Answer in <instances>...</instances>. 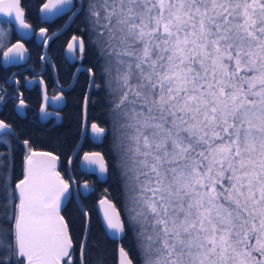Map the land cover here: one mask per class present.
<instances>
[{
    "label": "snow or ice",
    "instance_id": "1",
    "mask_svg": "<svg viewBox=\"0 0 264 264\" xmlns=\"http://www.w3.org/2000/svg\"><path fill=\"white\" fill-rule=\"evenodd\" d=\"M73 8L88 39L73 35L67 47L81 61L86 47L95 51L100 83L96 69L85 71L103 92L111 130V166L99 152L84 160L100 179L110 170L119 179L122 210L99 200L106 236L131 232L136 241L137 258L121 247L119 264H264V0H47L41 12L51 19ZM0 14V24L29 28L20 0H0ZM24 52L17 42L2 63L18 64ZM91 128L94 142L109 133ZM13 134L0 120V143ZM8 155L0 264H73L60 210L79 182L61 178L55 154L32 150L13 187Z\"/></svg>",
    "mask_w": 264,
    "mask_h": 264
},
{
    "label": "flooded vegetation",
    "instance_id": "2",
    "mask_svg": "<svg viewBox=\"0 0 264 264\" xmlns=\"http://www.w3.org/2000/svg\"><path fill=\"white\" fill-rule=\"evenodd\" d=\"M46 1L47 0H20V5H21L22 10L24 11L25 20L34 29L33 36L27 40H22V42L25 48L27 49L29 56H31L32 52L33 54L36 55V63L35 65H32L30 63V59L28 58L25 64H20L16 66L9 65L8 67L7 66L4 67L0 61V65H2L3 68H6L8 70L7 76L5 79L6 80L5 85L1 87L2 92H0V95L2 97L0 101V112L3 113L5 109L7 110V104H9L8 101L12 99V97H14L13 99L15 100L13 101V109L17 117L21 119L26 118V116L28 114H31L30 112L34 111L33 109H35L36 111L35 114L37 115L38 122L42 124L43 126H49L56 130L57 127L62 126L64 124V121H65L64 116L69 110H71L70 108L71 107L70 105L71 97L72 96L76 97L78 95L79 90L82 87L81 85L80 88L75 90L76 85L79 82V80L81 79H83V81L87 80L84 96L86 94V91L89 85L88 73L81 71L77 74L76 80L73 86H71V88L69 89H66L71 84V81L73 79L76 69L79 66H85L87 68H90V67L86 65V61H85L87 47H86L85 53L83 54L82 61L80 59V53L78 51L74 53V55L76 56V59L75 61H72V62H70L69 59H66L67 55L65 54V49L68 43L72 41L73 35L77 37H83V39L85 40L84 35L81 33L80 27H79V19L82 13H80L79 15L73 18V12L76 11V8H73L71 11H67L63 13L62 15L55 17L52 21H44L43 16L39 14V11L42 5L46 3ZM72 3L78 7L80 4V0H72ZM71 18L72 20L69 23V25L66 27V29H64V31L58 34L57 36L51 38L47 43V55L50 61L52 62L55 68V72H56V80H55L53 76L52 68L49 65V63L47 62V60L41 59V56H44V45H45L44 41H46L51 34L64 28ZM4 24H6L9 27V40L8 41H10V43L7 46L8 48L15 42L20 41V39L17 37V34L11 23H4ZM41 29H45L46 31L43 37L41 38V41L38 43L36 40V35ZM57 38L59 39L62 38L63 40L55 42ZM3 52L0 54V59H1ZM58 58H60L61 60H64L70 67H72V69L68 70V72L64 71L63 68L59 69L58 66L54 62ZM84 74H86L87 76L85 77ZM67 75H68V78L67 77L65 78V76ZM38 80L43 81V85L45 86L47 97L51 99H56L58 97L59 99L62 100L61 102L62 105H60V102H57L56 105L58 108H54L51 105L46 106L45 113H52L54 115L50 116L44 123L40 122V111L43 105V99L41 96V87H40V84L38 83L39 82ZM27 81H34V82L32 84H26ZM93 89L95 90V86L93 87ZM8 93H17V94L8 95ZM21 100H23L22 105L20 103ZM83 101H84V97L82 99V104H81V113H80L81 124H80V132H79L77 144L83 132V124H84L83 123ZM18 106L21 107V110L23 111V116H20L18 114L17 112ZM87 113H88V108H87ZM93 123L95 122H90L88 118V114H87L85 138H84V141H83V144L80 150L78 151L73 162L71 163L70 169L68 168V165H67L68 160L70 156L72 155L73 151L75 150L77 144L73 148L72 152L70 153L65 163H63V161H61L60 157L57 155L60 160L59 172L62 178L65 179L67 182L71 176L73 180H76L79 182V184L70 185L72 196L68 200L65 208L62 211V216L65 219L66 224L69 226L70 238L73 241V249H72L73 264H80L79 258H80V253H81V242L83 241V238H84L85 226H86V217L78 205V202L76 200V195L78 196L79 202L84 208V210L89 213L88 215L89 233H88V238L86 241L87 246H86V250L84 253L85 264H87L85 255H86L87 248L89 246L90 234L93 231L94 226L98 225L101 231L105 233L102 227V224L100 222V218H99V212H98L99 200L102 198H109L110 202H114V199L109 194V192H105V189H107L106 185L108 183L109 174L106 180L100 181V179L97 177L96 174L85 173L81 170L79 166L80 159L84 154L91 153V152L102 153L101 151H99L98 147L101 146L103 142L97 144L93 142L90 136V125ZM65 125H68V123L65 122ZM63 128H67V126H62L61 129ZM13 135H15V133ZM28 149H31V148H28ZM84 182H87L91 186V188L93 189L92 192L85 191L83 187H81V185L84 184ZM78 190H79V195L77 194ZM114 205L117 207L115 202H114ZM77 217H82L83 219L82 234H80V230L78 229V222L75 224V221H74V220H77ZM73 230L74 232H76L77 237L80 238L78 242L74 241V236L72 235Z\"/></svg>",
    "mask_w": 264,
    "mask_h": 264
},
{
    "label": "trees",
    "instance_id": "3",
    "mask_svg": "<svg viewBox=\"0 0 264 264\" xmlns=\"http://www.w3.org/2000/svg\"><path fill=\"white\" fill-rule=\"evenodd\" d=\"M79 27L81 33L84 35L85 41L87 42L88 36L86 31H82L84 29V21H83V13L79 19ZM62 38H57L56 41H62ZM61 58V57H60ZM58 58L55 60V64L58 66L59 69H62L64 71L71 70L72 67H70L64 60H61ZM30 63L32 65H35L36 63V55L31 53V56H29ZM61 60V61H60ZM86 65L94 68L97 70V83H100V80L98 78L99 73V65L97 63V56L95 51L92 47H87V53L85 56ZM8 70L6 68H3L2 65H0V92H2L1 87L5 85V79L7 76ZM86 77L87 75L84 74ZM68 78V75L65 76V78ZM89 80V79H88ZM87 84V80L83 81V79L79 80V82L76 85V89L81 87V89L78 92V95L72 96L70 99V105L71 110H69L65 117L64 124L62 126H67V128L61 129L62 126L57 127V129H53L49 126H43L38 122L37 115L35 114L36 111H31V114H28L26 118H19L14 113L13 109V99H10L7 104V110L3 113L0 112V119L10 124L14 130L15 135L10 136L8 139L10 143L8 145H5L3 143H0V153H6V155L0 157V159H3L5 162V166H7L9 155L11 157V160L13 162V166L11 169V181L13 187L15 186V183L22 177L23 173V164H24V158L27 153V149L31 148L32 150H40V151H49L56 155H58L65 163L67 161V158L69 157L70 153L72 152L73 148L76 146L79 132H80V124H81V104L82 99L84 97L85 92V86ZM96 89V87H95ZM10 94H17V93H8ZM1 97V95H0ZM1 101V99H0ZM9 108V109H8ZM35 108V107H33ZM88 118L90 122L97 123L100 127L108 128L109 133L107 136L104 137V141L101 146L98 147L99 151L103 153V155L106 157L109 166H111L112 156L109 149L110 145V137H111V130H110V123L107 118V105L104 101L103 92L96 89L92 91L90 98H89V105H88ZM34 115V116H33ZM65 122L68 123V125H65ZM61 129V130H60ZM28 140L29 146L26 147L23 141ZM6 170V167L4 169H0V172H3ZM107 192L112 196L114 199V202L116 203L119 210H122V197L120 195V189H119V179L117 176H115L112 171L109 172V179L108 183L106 185ZM79 219V220H78ZM75 224L78 222V229L80 230V234H82L83 230V219L82 217H77V220H74ZM80 225V227H79ZM77 229V230H78ZM76 230V229H75ZM73 232L74 241L78 242L80 238L77 237L76 232ZM101 240H103L105 243L104 251H101ZM100 245V247H97L100 249L99 254L104 255V262H99V264H109L111 261V264H116V257H117V244L110 240L104 232L101 231L98 225L94 226L93 231L90 234V240H89V246L86 251V262L87 264H97L95 263V258L97 256L95 255L94 250L96 251V244ZM122 246L128 252L131 254V258L136 259L137 253H136V241L132 237L131 232H129L126 236H124L122 240ZM94 253V255H93Z\"/></svg>",
    "mask_w": 264,
    "mask_h": 264
},
{
    "label": "water",
    "instance_id": "4",
    "mask_svg": "<svg viewBox=\"0 0 264 264\" xmlns=\"http://www.w3.org/2000/svg\"><path fill=\"white\" fill-rule=\"evenodd\" d=\"M47 2V1H46ZM42 8V7H41ZM41 8H40V11H39V14L41 15V16H43V14H42V12H41ZM65 13V12H64ZM63 14V13H62ZM62 14H60V15H62ZM0 15H2V14H0ZM60 15H58V16H60ZM58 16H55V17H58ZM55 17H52L51 19H44L43 18V20L44 21H52ZM4 19H8L7 17H4ZM12 19L14 20V14H13V17H12ZM24 19H25V17H24ZM71 20H72V18L69 20V22L67 23V25L64 27V28H62L61 30H59V31H57V32H55V33H53V34H51L49 37H48V39L46 40L47 41V43H48V41L51 39V38H53V37H55V36H57L58 34H60L61 32H63L64 31V29H66V27L69 25V23L71 22ZM25 22H26V20H25ZM27 23V22H26ZM12 24V26L14 27V30H15V32H16V34H17V37L20 39V41H17V42H20V43H23L22 42V40H27V39H29V38H31L32 36H33V33H34V29L32 28V26L30 25V24H28L29 25V28L28 29H25V28H23L20 24H19V22L18 21H15V22H13V23H11ZM25 33H29L27 36H25L24 34ZM45 33V32H44ZM44 33L43 34H41V31H39L38 33H37V35H36V40H37V42L39 43L40 41H41V38L43 37V35H44ZM17 42H15L14 44H12L10 47H13L15 44H17ZM71 42V41H70ZM47 43H45V45H44V56L45 57H47V62L49 63V65L51 66V68H52V71H53V76H54V78H55V80H56V72H55V68H54V66H53V64H52V62L50 61V59H49V57H48V55H47ZM25 47V46H24ZM9 48V47H8ZM7 48V49H8ZM7 49L5 50V51H7ZM4 51V52H5ZM4 52H3V54H4ZM2 54V56H1V59H0V61H1V64L4 66V67H8L9 65L10 66H16V65H20V64H25L26 62H27V60H28V58H29V53H28V51H27V49L25 48V52H24V56H25V59L24 60H22L20 63H18V64H3L2 63V61H3V59H4V55ZM65 54L67 55V57H71V56H73L74 55V53H73V51H70L69 49H68V47H66V49H65ZM70 62H72L71 60H70ZM78 68H80L81 70L79 71V72H81V71H84V72H87V71H85V69H88L87 67H85V66H79ZM77 68V69H78ZM77 69H76V71H75V74H74V76H73V79H72V81H71V84L66 88V89H69V88H71V86H73V84L75 83V80H76V76H77V74L79 73V72H77ZM88 73V75H89V81L92 79V74L91 73H89V72H87ZM39 81V80H38ZM34 81H27V83L26 84H32ZM39 84H40V87H41V96H42V99H43V105H42V108H41V111H40V122H46V120L50 117V116H53L54 114H52V113H45V111H46V106L47 105H51V106H53L54 108H58L57 107V102H60V105H62V100L61 99H51V98H49V97H47L46 96V89H45V86L43 85V83L41 82V81H39L38 82ZM93 87L94 86H92L91 88L89 87V85H88V88H87V91H86V94H85V96H84V101H83V132H82V135H81V137H80V140H79V142H78V144H77V146H76V148H75V150L73 151V153H72V155L70 156V158H69V160H68V168L70 169V166H71V163L73 162V160H74V158H75V156H76V154L78 153V151L80 150V148H81V146H82V144H83V141H84V138H85V134H86V124H87V108H88V103H89V98H90V95H91V92H92V90H93ZM45 97H47V98H45ZM60 107V106H59ZM17 112H18V114L20 115V116H23V111L21 110V107L20 106H18V108H17ZM92 125V124H91ZM91 125H90V136H91V138H92V140H93V136L94 135H96L95 133H93V131H92V128H91ZM93 142H94V140H93ZM95 143H97V144H99V142H95ZM31 151L32 150H30V149H27V153H26V155H31ZM35 151H37V152H48V153H52V152H49V151H40V150H35ZM92 153V152H91ZM100 153V152H99ZM52 154H54V153H52ZM25 155V156H26ZM56 155V154H55ZM85 155V154H84ZM84 155L81 157V159H80V162H79V166H80V168H81V170L83 171V172H85V173H90L87 169L90 167L89 166V164H88V162L87 161H85L84 160ZM57 156V155H56ZM57 160L55 161V164H56V171L57 172H59V167H60V160H59V157L57 156ZM34 159H36V160H43L44 158L43 157H34ZM70 159H71V163H69V161H70ZM24 164H23V170H24ZM91 167H93V168H95L96 169V171H95V173L94 174H96L97 175V177L99 178V169H98V167H96L95 165H92ZM60 173V172H59ZM61 175V174H60ZM23 178V173H22V177L20 178V179H22ZM61 178H62V176H61ZM107 178V177H106ZM106 178L105 179H100V181H104V180H106ZM70 179H72V177L70 176ZM74 185V184H73ZM83 185V184H82ZM82 185H81V187H82ZM90 192H92L93 191V189L91 188V190H89ZM76 200H77V202H78V205H79V207H80V209L82 210V212L84 213L85 212V210H84V208L82 207V205L80 204V202H79V199H78V196L76 195ZM67 202L68 201H66L64 204H62V206H61V210H60V214H61V216H62V211H63V209L65 208V206H66V204H67ZM119 211V210H118ZM98 212H99V218H100V222H101V224H102V227H103V229H104V231L106 230V221L104 220V217H103V207L99 204L98 205ZM63 217V216H62ZM86 217V225L88 226V231H87V238H88V233H89V221H88V216H85ZM66 223V222H65ZM69 236H70V234H69ZM108 237V236H107ZM109 238V237H108ZM84 239H85V233H84V238H83V241H84ZM110 239V238H109ZM110 240H112V241H114L116 244H117V257H116V264H119V262H120V248L121 247H123L122 246V241H118V240H113V239H110ZM86 241H87V239H86ZM80 264H81V253H80Z\"/></svg>",
    "mask_w": 264,
    "mask_h": 264
},
{
    "label": "rangeland",
    "instance_id": "5",
    "mask_svg": "<svg viewBox=\"0 0 264 264\" xmlns=\"http://www.w3.org/2000/svg\"><path fill=\"white\" fill-rule=\"evenodd\" d=\"M0 33H4L3 35H0V54H1L7 48L8 44L10 43V41H8L9 40V27L4 23L0 24ZM101 242H102V244H101L100 249L103 252L104 251V247H103L104 245L103 244L105 242L103 240H101ZM97 247H100V245H98V243L96 244V251L94 250L95 255L93 253L94 256H97L99 254L100 249ZM103 254L101 253L97 257H94L95 263L99 264V262L102 263L101 261L104 262V255ZM111 263L112 262L110 261L109 264H111Z\"/></svg>",
    "mask_w": 264,
    "mask_h": 264
}]
</instances>
